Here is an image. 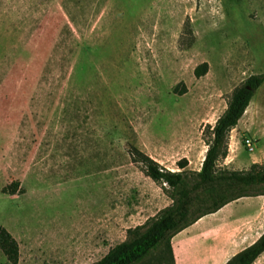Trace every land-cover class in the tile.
<instances>
[{"label": "rangeland", "instance_id": "1", "mask_svg": "<svg viewBox=\"0 0 264 264\" xmlns=\"http://www.w3.org/2000/svg\"><path fill=\"white\" fill-rule=\"evenodd\" d=\"M260 73L264 0H0V226L16 264H95L171 203L130 147L178 170L180 123L214 124ZM239 126L228 153L247 170L264 162V82Z\"/></svg>", "mask_w": 264, "mask_h": 264}, {"label": "trees", "instance_id": "2", "mask_svg": "<svg viewBox=\"0 0 264 264\" xmlns=\"http://www.w3.org/2000/svg\"><path fill=\"white\" fill-rule=\"evenodd\" d=\"M207 66L206 62L198 65L195 75L205 74ZM263 82V73L250 75L234 88L226 109L214 125L204 127L202 137L207 149L200 170H186L188 160L185 157L177 161L179 169L172 170L139 148L130 147L132 162L161 184L171 203L144 223L128 228L126 239L110 247L95 264H149L153 254H158L160 261L165 252L171 264H176L171 244L173 235L233 200L264 194V162H254L247 170L217 168V160L228 154L231 130ZM0 249L10 263H18L19 242L4 226H0ZM263 252L264 232L225 264H252Z\"/></svg>", "mask_w": 264, "mask_h": 264}, {"label": "crops", "instance_id": "3", "mask_svg": "<svg viewBox=\"0 0 264 264\" xmlns=\"http://www.w3.org/2000/svg\"><path fill=\"white\" fill-rule=\"evenodd\" d=\"M240 120L231 130L232 137L234 136L233 131H236V137L243 133L239 126ZM180 124L182 136H185V139L183 138L179 142L177 140L178 143L175 142L174 148H188L191 145V150L183 151L182 155L187 158L191 169L200 170L207 145L204 143L205 148L201 150L199 144L195 142L193 145V140H188V138L197 131L200 139L203 140L201 135L207 122L188 120ZM149 152L153 158L159 161L152 151ZM193 158H195L194 168L192 167ZM236 160L237 157L232 160L228 153L222 161L218 159L217 163H221L220 165L229 169L241 168L236 166L239 165ZM254 162L261 163L257 156H253L248 165ZM148 218L146 217L145 220ZM263 232L264 194L240 197L225 204L217 211L202 216L193 224L173 235L171 244L175 263L225 264L234 254L254 243ZM252 264H264V252Z\"/></svg>", "mask_w": 264, "mask_h": 264}, {"label": "built area", "instance_id": "4", "mask_svg": "<svg viewBox=\"0 0 264 264\" xmlns=\"http://www.w3.org/2000/svg\"><path fill=\"white\" fill-rule=\"evenodd\" d=\"M246 146H247L248 150H250V151H252L254 148L253 143L249 138L246 139Z\"/></svg>", "mask_w": 264, "mask_h": 264}]
</instances>
